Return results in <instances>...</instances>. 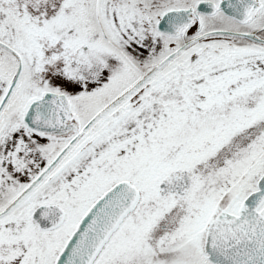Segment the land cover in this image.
Returning <instances> with one entry per match:
<instances>
[{"label":"snow or ice","instance_id":"snow-or-ice-1","mask_svg":"<svg viewBox=\"0 0 264 264\" xmlns=\"http://www.w3.org/2000/svg\"><path fill=\"white\" fill-rule=\"evenodd\" d=\"M0 264H264V0H0Z\"/></svg>","mask_w":264,"mask_h":264}]
</instances>
